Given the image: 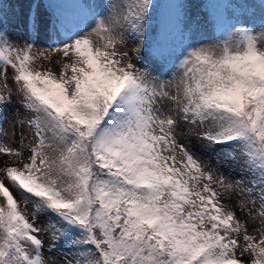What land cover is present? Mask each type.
<instances>
[{"label": "snow or ice", "instance_id": "1", "mask_svg": "<svg viewBox=\"0 0 264 264\" xmlns=\"http://www.w3.org/2000/svg\"><path fill=\"white\" fill-rule=\"evenodd\" d=\"M14 20L51 45L13 40L0 0V133L14 94L29 133L0 142V264H264V0H34Z\"/></svg>", "mask_w": 264, "mask_h": 264}, {"label": "rangeland", "instance_id": "2", "mask_svg": "<svg viewBox=\"0 0 264 264\" xmlns=\"http://www.w3.org/2000/svg\"><path fill=\"white\" fill-rule=\"evenodd\" d=\"M5 11L8 14V18L13 20V23L7 26V31L11 35L13 40L23 42L24 40L34 41L38 49L48 48L51 45L50 41H47L44 33H40L38 36L27 33L22 25L15 23L14 16L18 17L21 12H27L29 10V5L34 2V0H2ZM99 2V0H98ZM194 3H201V0H193ZM204 2H211V0H204ZM194 11H199V9H194ZM216 38L215 34L209 29H202L198 34L197 39L203 42H211L212 39ZM44 67H51L54 71H59V57L53 56L52 62L49 64L47 61H42ZM138 66L144 67L143 64L137 62ZM153 75H156L153 72ZM162 79H169L170 76H162ZM9 86L11 84V74L9 75ZM9 120L4 124V132L0 133V142L8 143L13 147L17 146V142L21 140L22 136L29 137L27 125L13 124L14 119L26 120L27 116L23 109L17 104V97L13 95V102L8 110ZM15 133V135H13ZM27 143V140H25ZM181 143H184L190 151H192L199 159L211 166L212 168L218 169L222 174L227 177H236L239 175L237 165L232 163L229 159L230 149L220 148L213 150L202 144L195 136H187L181 138ZM27 155V153H25ZM8 157L0 156V166L6 161ZM29 211L31 208L29 207ZM237 215L241 216L243 219L244 214L237 211ZM44 219L40 221V225L43 226ZM251 230V229H250ZM45 247L47 248L49 240L45 235ZM60 251H64L61 249ZM45 256H52L59 259V252L49 253L45 251Z\"/></svg>", "mask_w": 264, "mask_h": 264}, {"label": "bare ground", "instance_id": "3", "mask_svg": "<svg viewBox=\"0 0 264 264\" xmlns=\"http://www.w3.org/2000/svg\"><path fill=\"white\" fill-rule=\"evenodd\" d=\"M96 2H98V0H96Z\"/></svg>", "mask_w": 264, "mask_h": 264}]
</instances>
